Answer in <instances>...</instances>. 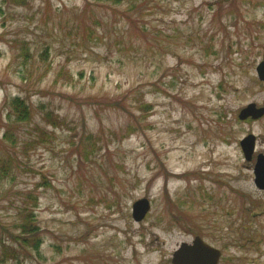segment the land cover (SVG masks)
Instances as JSON below:
<instances>
[{
    "label": "rangeland",
    "instance_id": "obj_1",
    "mask_svg": "<svg viewBox=\"0 0 264 264\" xmlns=\"http://www.w3.org/2000/svg\"><path fill=\"white\" fill-rule=\"evenodd\" d=\"M263 61L264 0H0L6 263L172 264L200 236L219 264H264V117L239 119L264 107Z\"/></svg>",
    "mask_w": 264,
    "mask_h": 264
},
{
    "label": "water",
    "instance_id": "obj_2",
    "mask_svg": "<svg viewBox=\"0 0 264 264\" xmlns=\"http://www.w3.org/2000/svg\"><path fill=\"white\" fill-rule=\"evenodd\" d=\"M257 74L261 81L264 82V61L257 68ZM264 117V107L250 104L241 110L239 119L247 120L249 118L258 120ZM241 148L246 161L253 160L256 148V137L249 135L241 142ZM255 184L264 190V154L257 156V162L254 167ZM151 209V204L148 199H141L133 205V217L137 221H142ZM192 244L182 243L181 246L174 252L172 264H219L222 256L221 250L214 248L208 244L200 236H197Z\"/></svg>",
    "mask_w": 264,
    "mask_h": 264
},
{
    "label": "trees",
    "instance_id": "obj_3",
    "mask_svg": "<svg viewBox=\"0 0 264 264\" xmlns=\"http://www.w3.org/2000/svg\"><path fill=\"white\" fill-rule=\"evenodd\" d=\"M15 3H23L25 0H13ZM120 1V0H115ZM12 105L14 108L18 109L17 113H18V117H17V121H28L31 118V110L29 108V106L26 104L25 101H23L22 99H13L12 101ZM141 109L148 108L150 107L148 104L146 103H141L140 104ZM49 117H51V115H49ZM132 131V130H131ZM9 134V132L7 133ZM2 165V168H1ZM6 164L4 162H2V164H0V169L1 171L5 170ZM31 199L33 201H36L35 197H31ZM35 211L32 210L30 214H28L26 216V221L24 222V224L21 226V231H22V235L26 236V235H34L36 238L33 240V246L35 247V249H38L40 244L42 243V237L38 235V233L40 232V228L35 225ZM1 243H3V254L0 256V264H7L6 261L7 259H9L10 254L12 253L11 257L15 258V254L16 251L8 246H6V243H4V241H0Z\"/></svg>",
    "mask_w": 264,
    "mask_h": 264
}]
</instances>
